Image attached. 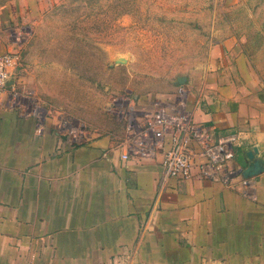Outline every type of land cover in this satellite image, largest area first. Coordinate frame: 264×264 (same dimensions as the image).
<instances>
[{
  "label": "crops",
  "instance_id": "obj_1",
  "mask_svg": "<svg viewBox=\"0 0 264 264\" xmlns=\"http://www.w3.org/2000/svg\"><path fill=\"white\" fill-rule=\"evenodd\" d=\"M62 1L0 0V55L22 51L27 13ZM221 34L188 106L196 124L233 141L242 170L254 149L264 156L263 56L246 32ZM18 83L13 70L0 97V264H264V174L231 188L204 179L201 160L191 180L167 179L162 155L123 160L121 133L90 131L73 146L54 115L40 134L19 112L29 104L14 97Z\"/></svg>",
  "mask_w": 264,
  "mask_h": 264
},
{
  "label": "rangeland",
  "instance_id": "obj_2",
  "mask_svg": "<svg viewBox=\"0 0 264 264\" xmlns=\"http://www.w3.org/2000/svg\"><path fill=\"white\" fill-rule=\"evenodd\" d=\"M224 5L226 0H63L27 13L19 100L100 135L121 133L125 141V121L110 112L112 99L131 95L137 109L152 110L181 82L190 92L219 33L246 32L252 55L263 56L254 62L264 67V0ZM219 21L227 25L215 27Z\"/></svg>",
  "mask_w": 264,
  "mask_h": 264
},
{
  "label": "built area",
  "instance_id": "obj_3",
  "mask_svg": "<svg viewBox=\"0 0 264 264\" xmlns=\"http://www.w3.org/2000/svg\"><path fill=\"white\" fill-rule=\"evenodd\" d=\"M21 61V52L0 55V97L11 89L12 71L19 68ZM19 96L14 92L17 100ZM188 102L189 92L185 86H180L170 98L158 102L154 110L144 113L136 108L131 95L112 99L110 112L125 121L126 125L125 141L120 146L124 151L122 159H155L162 155L163 177L183 181L192 179L195 164L202 160L199 166L204 179L222 182L233 188L242 171L232 167L235 158L233 141L217 139L211 128L196 124ZM18 105L23 116L36 119L38 133L46 131L49 117L58 115L60 122L55 129L58 136L66 137L73 146L89 141L90 130L82 122L34 103L27 108ZM194 143L199 147L200 154L192 148ZM250 182L244 180L239 183L247 186ZM28 264L35 263L30 261Z\"/></svg>",
  "mask_w": 264,
  "mask_h": 264
},
{
  "label": "water",
  "instance_id": "obj_4",
  "mask_svg": "<svg viewBox=\"0 0 264 264\" xmlns=\"http://www.w3.org/2000/svg\"><path fill=\"white\" fill-rule=\"evenodd\" d=\"M185 85L186 82H181L179 84V86H185ZM9 86H12V80L10 81ZM257 153H258L257 149H254V151L248 153L250 163L248 164L246 169H242L241 177L238 180V182L244 180H251L253 178L260 176L261 174H264V156L257 157L258 156Z\"/></svg>",
  "mask_w": 264,
  "mask_h": 264
}]
</instances>
